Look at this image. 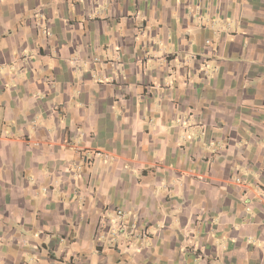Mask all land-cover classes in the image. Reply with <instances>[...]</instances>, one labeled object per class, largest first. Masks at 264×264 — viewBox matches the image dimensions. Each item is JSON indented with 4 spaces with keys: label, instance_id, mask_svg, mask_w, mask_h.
I'll return each mask as SVG.
<instances>
[{
    "label": "crops",
    "instance_id": "crops-1",
    "mask_svg": "<svg viewBox=\"0 0 264 264\" xmlns=\"http://www.w3.org/2000/svg\"><path fill=\"white\" fill-rule=\"evenodd\" d=\"M0 264H264V0H0Z\"/></svg>",
    "mask_w": 264,
    "mask_h": 264
},
{
    "label": "built area",
    "instance_id": "built-area-1",
    "mask_svg": "<svg viewBox=\"0 0 264 264\" xmlns=\"http://www.w3.org/2000/svg\"><path fill=\"white\" fill-rule=\"evenodd\" d=\"M237 181H239V178H236Z\"/></svg>",
    "mask_w": 264,
    "mask_h": 264
}]
</instances>
